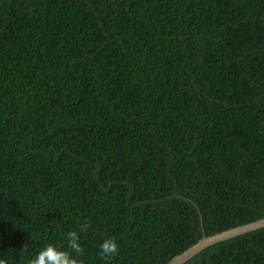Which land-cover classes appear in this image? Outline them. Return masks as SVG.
I'll return each mask as SVG.
<instances>
[{
	"label": "trees",
	"instance_id": "obj_1",
	"mask_svg": "<svg viewBox=\"0 0 264 264\" xmlns=\"http://www.w3.org/2000/svg\"><path fill=\"white\" fill-rule=\"evenodd\" d=\"M261 218L264 0H0V259L166 264Z\"/></svg>",
	"mask_w": 264,
	"mask_h": 264
},
{
	"label": "water",
	"instance_id": "obj_2",
	"mask_svg": "<svg viewBox=\"0 0 264 264\" xmlns=\"http://www.w3.org/2000/svg\"><path fill=\"white\" fill-rule=\"evenodd\" d=\"M260 237H264V218L230 230L227 229L210 236H204L181 253L175 255L166 264H192L205 256Z\"/></svg>",
	"mask_w": 264,
	"mask_h": 264
},
{
	"label": "clouds",
	"instance_id": "obj_3",
	"mask_svg": "<svg viewBox=\"0 0 264 264\" xmlns=\"http://www.w3.org/2000/svg\"><path fill=\"white\" fill-rule=\"evenodd\" d=\"M91 227V223L87 222L82 226L81 231H87ZM68 248L78 255H82L84 249L79 243V235L76 231L67 233ZM119 254V247L115 238H106L100 244V256L102 259L110 260ZM0 264H7V261L0 259ZM29 264H80L79 260L70 256L68 251L58 250L53 245L45 246Z\"/></svg>",
	"mask_w": 264,
	"mask_h": 264
}]
</instances>
